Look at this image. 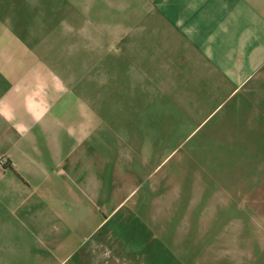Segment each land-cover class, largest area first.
<instances>
[{
    "label": "crops",
    "instance_id": "obj_1",
    "mask_svg": "<svg viewBox=\"0 0 264 264\" xmlns=\"http://www.w3.org/2000/svg\"><path fill=\"white\" fill-rule=\"evenodd\" d=\"M152 147L162 246L264 264V0H0V264L128 258Z\"/></svg>",
    "mask_w": 264,
    "mask_h": 264
},
{
    "label": "rangeland",
    "instance_id": "obj_2",
    "mask_svg": "<svg viewBox=\"0 0 264 264\" xmlns=\"http://www.w3.org/2000/svg\"><path fill=\"white\" fill-rule=\"evenodd\" d=\"M110 1V0H106ZM106 3L111 2H104L102 4L106 5ZM102 10L104 13H106V7L103 6ZM109 13V12H108ZM106 13V14H108ZM102 19L109 21L110 19L107 17H102ZM242 114H231L230 115V121H235L237 118H241ZM168 132V136L169 133ZM183 135L187 133V130L182 131ZM173 133V132H172ZM156 149L157 152L153 157H155L154 161H151V170H152V179H151V191H150V198L152 205L148 209V205L145 206V225H148L146 227L147 233L146 236H144L143 241H140L139 238L136 236L135 241L133 243V246H129V256L127 257H115V258H105L104 260H107L108 262H111V264H208V259L205 256L204 250L206 249V243L200 242L198 245L194 244L195 247H193L192 251L190 250V244L191 243H184L186 245V250L181 252L179 250L178 253H175L176 250V242L175 237H178V235H182V233L185 235V232L189 230V226L187 222L179 221L180 216H175V213L172 214L171 217V228L167 229V250L162 246V243L159 242V227H158V189H157V172L159 167V156H158V149L160 147H152V149ZM163 147H161L162 149ZM173 147L167 146V152H169ZM188 149H190V146H187ZM163 152H161L162 154ZM167 162V161H166ZM166 162H163L162 165L168 166L167 169H174L175 163L168 162L166 165ZM185 163H183L184 165ZM161 166V165H160ZM164 170V168H163ZM154 175V176H153ZM172 194H174V191H171ZM169 197V195H168ZM173 197V195L171 196ZM154 206V207H153ZM169 224V221H168ZM142 229V224L136 222L135 229L137 230L138 227ZM133 229V227H132ZM171 230V231H169ZM176 232V233H175ZM122 244V243H121ZM193 245V246H194ZM123 254V252L121 253Z\"/></svg>",
    "mask_w": 264,
    "mask_h": 264
}]
</instances>
